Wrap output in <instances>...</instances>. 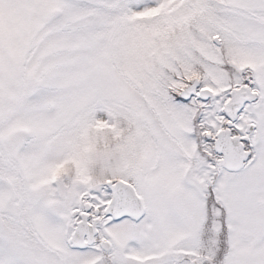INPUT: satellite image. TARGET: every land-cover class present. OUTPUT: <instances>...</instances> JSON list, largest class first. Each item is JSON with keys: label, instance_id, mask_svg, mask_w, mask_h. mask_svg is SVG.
<instances>
[{"label": "snow or ice", "instance_id": "snow-or-ice-1", "mask_svg": "<svg viewBox=\"0 0 264 264\" xmlns=\"http://www.w3.org/2000/svg\"><path fill=\"white\" fill-rule=\"evenodd\" d=\"M0 264H264V0H0Z\"/></svg>", "mask_w": 264, "mask_h": 264}]
</instances>
